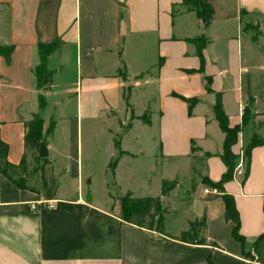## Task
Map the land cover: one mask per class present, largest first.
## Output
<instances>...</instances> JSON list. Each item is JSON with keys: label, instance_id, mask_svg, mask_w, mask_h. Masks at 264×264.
<instances>
[{"label": "crops", "instance_id": "crops-1", "mask_svg": "<svg viewBox=\"0 0 264 264\" xmlns=\"http://www.w3.org/2000/svg\"><path fill=\"white\" fill-rule=\"evenodd\" d=\"M205 1L212 8L206 27L181 0H0V46L11 47L7 59L0 57L6 161H20L23 122L37 115L44 131L54 121L40 141L45 162L26 168L31 183L41 166L45 190L20 189L0 175V264H264V143L250 150L245 175L222 185L233 200L241 244L231 237L232 221L223 219L220 194L198 180L216 183L225 171L218 158L223 136L213 117L216 97L230 127L240 126L243 111L249 114L233 154L252 137L264 140V0ZM249 23L257 26L255 39L244 29ZM196 39L204 40L200 55ZM52 42L57 48L45 60L50 83L38 88L36 45ZM120 61L124 78L115 73ZM99 122L107 126L108 150L116 158L117 141L121 152L110 173L114 184L119 165L145 148L154 154L151 172L157 159L161 169L166 161L176 168L160 179L171 183L161 200L177 195L184 180L190 215L176 233L166 232L203 220L202 244L128 225L108 193L94 198L92 174L83 173L78 151L82 125L88 154ZM59 124L66 129L58 137ZM195 160L198 179L191 173Z\"/></svg>", "mask_w": 264, "mask_h": 264}, {"label": "trees", "instance_id": "trees-1", "mask_svg": "<svg viewBox=\"0 0 264 264\" xmlns=\"http://www.w3.org/2000/svg\"><path fill=\"white\" fill-rule=\"evenodd\" d=\"M187 11L194 13L195 17L200 21L203 27H206L212 19V8L205 0H181V4ZM245 30H250L253 32L252 39H255L260 34L255 28H245ZM200 41L199 50L197 54L200 55V47L203 45L204 40ZM57 48V42H52L49 44H37L36 50L39 58V63L33 69V75L35 78L36 86L38 88L45 89L50 83V78L52 72L46 69L45 60L48 55L53 53ZM11 52V47H1L0 46V57L7 59ZM119 56V52H117ZM124 64L120 61V67L116 69V75L120 78H124ZM39 108L41 109L44 105V99L39 97ZM188 109L191 108V100L186 99ZM213 117L216 121L218 129L223 136L221 145V154L218 156L219 160L224 165L225 171L221 175L218 182L213 183L204 178L202 182L209 188L213 189L216 193L220 194V198L223 203V219L225 222L232 221L233 227L231 229L232 239L241 244L243 239L238 233V218L237 213L234 209L233 200L229 195H226L222 190V185L232 178V172L236 166V160L238 155L233 154L231 147L236 143L237 135L240 132V128L244 126L249 119V114L247 111H243L241 116L240 126L235 125L230 127L228 125L226 116L222 110L219 98H215L213 107ZM264 119V113H263ZM54 128V121L50 120L47 127L43 131L42 120L39 116H34L31 120L23 122V154L21 155L20 161L17 165H11L6 161L7 146L2 141H0V175H2L6 180L15 185L20 189H24L30 192L39 193L43 192L46 188V183L42 175L41 166L36 167L33 172L36 176L31 183H28V177L26 176V168L28 164H38L39 161L45 162L44 159L39 158L37 155V146L43 137H48ZM264 140H260L257 137H252L250 143L244 148L243 156L246 160L245 172L247 170V160L249 152L253 147L261 145ZM117 141L114 142V148L117 151V157L109 162L108 169L110 172L113 170L117 158L121 155L118 149ZM171 183L161 182L160 196L159 197H133L130 192H125L124 195L119 199V211L121 219L128 225L135 226L143 230L153 231L162 237L170 240L202 244L204 242L203 238L200 239L199 243L195 241L196 236H202V231L204 229V222L201 221H191L187 222L186 229L179 231L175 235H171L166 232L164 227V216L166 214V208L163 206L161 197L167 196ZM264 211V204H263ZM264 236V229L260 238ZM210 264L209 260L207 261Z\"/></svg>", "mask_w": 264, "mask_h": 264}, {"label": "rangeland", "instance_id": "rangeland-1", "mask_svg": "<svg viewBox=\"0 0 264 264\" xmlns=\"http://www.w3.org/2000/svg\"><path fill=\"white\" fill-rule=\"evenodd\" d=\"M245 28H255L256 25L254 23L244 24ZM250 31V30H249ZM253 34L252 31H250ZM262 42L264 43V36H262ZM258 45H256L257 47ZM258 48V47H257ZM261 86H263L262 92L264 93V82H262ZM70 113V110L68 111ZM264 113V109L262 112V116ZM262 122V121H260ZM264 122V119H263ZM105 123H97L94 125V128L97 130V134L91 140V150L87 154L85 152V146L87 145V137L85 136L84 129L85 124L82 125V153L78 151V159L80 158L82 164L83 173L89 171L92 174L91 184L89 189L92 191L95 199H101L106 197L107 193L110 195L111 203L114 204V208H119V199L124 195L125 191L132 192L134 197H158L161 189V181L162 177L170 175V171H176V168L170 167L171 163L166 161L164 162L166 166H163L162 169L159 168L157 159V166L155 168V172H151L149 166L152 165L153 153L144 149L143 154L138 155L137 159L129 160L128 162H122L119 165L117 172H115V181L118 184H114L112 177H110V170L106 169L107 162L115 159V154H111L108 150L109 147V138L107 136ZM111 127V126H108ZM66 125L59 124L57 128L58 137L61 136L63 131H65ZM73 130V126H72ZM71 131V130H70ZM68 135V134H67ZM65 135V137H67ZM70 137L67 138L69 143L72 141V145L74 144L73 133H71ZM73 137V138H72ZM115 138V137H114ZM116 139V138H115ZM74 149V146H73ZM148 149V148H147ZM240 152L243 154L244 148H239ZM199 154L195 153L194 156L198 157ZM72 156L75 158V152L72 153ZM243 156V155H242ZM158 158V153H157ZM241 163L243 175L245 172V163L246 160L244 158L240 159L239 156L236 160V165ZM194 167L191 170L192 177L198 179L197 171L200 170V165L197 160L193 163ZM180 166V164H179ZM165 168V169H164ZM179 170H182V166H180ZM183 179V176L182 178ZM185 179V178H184ZM198 180H202L200 177ZM168 184L170 182L166 181ZM182 184L181 189L174 195V197L169 195L168 198L163 200V206L166 208V214L164 216V227L165 230L169 232L176 233L177 230L183 227V221L190 214L188 211V207L186 204V193L185 189L187 187V182L184 180L181 181ZM162 201V200H161ZM175 235V234H173ZM200 239L202 240V236H196L195 241L199 243Z\"/></svg>", "mask_w": 264, "mask_h": 264}, {"label": "built area", "instance_id": "built-area-1", "mask_svg": "<svg viewBox=\"0 0 264 264\" xmlns=\"http://www.w3.org/2000/svg\"><path fill=\"white\" fill-rule=\"evenodd\" d=\"M237 155L239 156L240 159H242V153L240 150L238 151ZM242 166L241 163H238V165L235 166L233 172H232V177H241L243 174Z\"/></svg>", "mask_w": 264, "mask_h": 264}, {"label": "water", "instance_id": "water-1", "mask_svg": "<svg viewBox=\"0 0 264 264\" xmlns=\"http://www.w3.org/2000/svg\"><path fill=\"white\" fill-rule=\"evenodd\" d=\"M37 154L40 158H44L46 156V150L44 143L40 142L37 146Z\"/></svg>", "mask_w": 264, "mask_h": 264}]
</instances>
